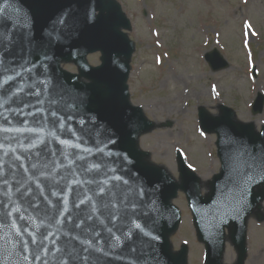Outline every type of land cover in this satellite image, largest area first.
I'll return each instance as SVG.
<instances>
[{"label": "water", "instance_id": "95a60500", "mask_svg": "<svg viewBox=\"0 0 264 264\" xmlns=\"http://www.w3.org/2000/svg\"><path fill=\"white\" fill-rule=\"evenodd\" d=\"M9 4L0 17V32L8 37L0 43L7 69L0 70V78L12 77L0 88V264H187V247L173 253L169 242L181 219L171 203L178 191L186 196L204 244L205 264H222L225 229L237 264H243L247 217L264 202V179L257 172L264 163V128L257 132L253 124L236 122L225 106L217 117L198 110L202 129L217 136L221 163L209 194L201 196L199 178L180 155L177 183L138 149L139 136L154 124L129 101L135 48L123 32L131 23L120 5L114 0ZM98 52L100 65L92 67L87 56ZM204 58L212 72L228 68L216 49ZM61 63L74 64L78 74ZM263 107L258 93L252 114ZM34 172L45 176L37 179ZM100 186L115 191L120 216L100 224L96 212L75 228L90 208L87 197L100 199ZM25 189L30 191L22 197ZM33 201L39 210L30 206ZM49 207L51 219L44 215ZM88 225L99 235L85 231ZM69 245L76 249L72 256ZM89 254L88 261L80 259Z\"/></svg>", "mask_w": 264, "mask_h": 264}, {"label": "rangeland", "instance_id": "374dc122", "mask_svg": "<svg viewBox=\"0 0 264 264\" xmlns=\"http://www.w3.org/2000/svg\"><path fill=\"white\" fill-rule=\"evenodd\" d=\"M114 1L131 22L127 36L135 47L127 80L130 103L154 124L139 136L138 148L175 182L180 181V154L200 180H207L208 190L200 192L206 196L221 166L216 135L201 128L198 110L216 117L226 106L236 122L253 124L256 131L264 128V107L261 114L251 112L256 94L264 96V0H253L261 2L256 11L260 18L253 11L251 17L252 2L246 0ZM213 5H222V10L214 12ZM213 49L228 68L210 71L204 54ZM99 58L97 53L87 61L94 67ZM61 68L77 72L72 63H62ZM172 204L181 213L180 224L169 238L172 251L185 245L187 264H204V246L196 237L184 193L178 192ZM246 251L243 264H264V202L247 219ZM223 256L222 264H237L228 229Z\"/></svg>", "mask_w": 264, "mask_h": 264}, {"label": "snow or ice", "instance_id": "6c2138e0", "mask_svg": "<svg viewBox=\"0 0 264 264\" xmlns=\"http://www.w3.org/2000/svg\"><path fill=\"white\" fill-rule=\"evenodd\" d=\"M9 0H4L2 4H0V17H3L6 13V9L10 8ZM5 39H8L6 35L2 32H0V43H2ZM4 53L0 52V70L6 71L7 69H3V57ZM12 77H7L6 79L0 78V88H3L4 84L7 83L8 80H11ZM0 106H2V103H0ZM54 114V113H53ZM3 146L0 145V148ZM32 167L35 169L37 166L32 165ZM93 167H98L97 165H93ZM88 169L86 168L85 171ZM258 174H260L261 179H264V163H262L261 167L257 169ZM33 176L39 179L40 177L45 176L44 172H39L38 174L36 172L33 173ZM19 183V182H18ZM102 185H107V181L102 182ZM19 190V189H18ZM30 189H25L24 192H21V196H26ZM53 195H56V192L52 193ZM96 195L100 197L99 200H93L92 197H87L88 201H90V208L87 210H84L83 212V218L80 219L79 223L74 222V227L75 228H81V226L85 223V221H89L93 219V214L96 212L100 213V217H98V222L100 224H104V220H114L118 216H120V213L117 211L116 208V200L115 196L116 193L113 191L112 188H107L105 186H100L96 189ZM123 201H121L122 203ZM81 204L84 203L83 200L80 201ZM30 206L39 210L40 205L38 203H35L34 201L30 203ZM79 207V206H78ZM19 209H17L18 211ZM10 214V213H9ZM44 215L46 218H53V209L51 207L44 209ZM80 214L78 213V217ZM23 219V217H21ZM2 227V225H0ZM134 227L139 229L140 225L139 224H134ZM85 231L93 232L94 235H99L98 232L95 231V226L94 225H88L85 229ZM107 232L112 234L113 229L112 228H106ZM67 234V233H66ZM125 235H130V233H125ZM70 239H76L75 237H70ZM117 241H119V237L116 238ZM33 243H36V239L33 238ZM41 246H42V241H41ZM60 249H58L59 251ZM85 252H88L89 249L85 248ZM95 251H100V249H96ZM76 252V249L74 246L69 245V255L72 256L73 253ZM91 258V255L89 254L88 256H81L80 259L84 261H88Z\"/></svg>", "mask_w": 264, "mask_h": 264}, {"label": "bare ground", "instance_id": "6f19581e", "mask_svg": "<svg viewBox=\"0 0 264 264\" xmlns=\"http://www.w3.org/2000/svg\"><path fill=\"white\" fill-rule=\"evenodd\" d=\"M246 2L248 3H251L252 2V6H251V17H252V11L255 12L256 14L254 15H257L259 18H260V15L258 12H256L259 8H261V2L259 1H253V0H246ZM214 7V12H217V11H221L222 10V5L221 6H216V5H213ZM129 20V19H128ZM130 21V20H129ZM199 31V30H198ZM209 66V65H208ZM168 82V80L166 79V83ZM201 183H200V189L202 192H206L208 190V187H207V180L204 178L203 180H200ZM226 260V256H223V262Z\"/></svg>", "mask_w": 264, "mask_h": 264}]
</instances>
